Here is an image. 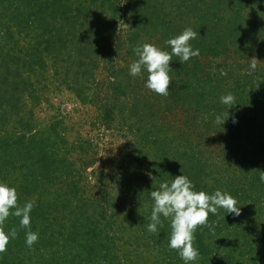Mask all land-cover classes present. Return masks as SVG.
<instances>
[{"label":"trees","instance_id":"1","mask_svg":"<svg viewBox=\"0 0 264 264\" xmlns=\"http://www.w3.org/2000/svg\"><path fill=\"white\" fill-rule=\"evenodd\" d=\"M188 27L200 55L173 57L167 97L129 75L134 47L171 52ZM227 93L238 104L220 126ZM261 171L264 0H0V181L36 202L39 233L28 248L10 216L18 236L0 264H184L170 221L146 227L148 191L182 174L241 207L197 230L198 264H264Z\"/></svg>","mask_w":264,"mask_h":264},{"label":"clouds","instance_id":"2","mask_svg":"<svg viewBox=\"0 0 264 264\" xmlns=\"http://www.w3.org/2000/svg\"><path fill=\"white\" fill-rule=\"evenodd\" d=\"M198 32L191 27L185 28L180 34L169 38L165 43L171 48L166 51L155 44L143 43L133 48L137 60L129 65V75L143 78L147 73L145 87L157 95L167 97L172 83L170 73L173 71L170 62L178 57L181 64L189 62L200 55L198 48H193L191 41L197 39ZM255 60L250 68L255 70ZM221 75L227 73L221 71ZM219 102L227 106V113L218 114L215 123L223 126L230 117L229 109L237 105L232 93L221 95ZM236 120L233 119V123ZM264 182V171L259 176ZM152 201L147 231L157 235L164 227V220L170 221L168 248L175 250L184 264H198L200 252L195 246L198 229L208 228L214 233L209 215H218L220 210L227 214L240 215L241 207L237 199L229 192L216 189L213 193L197 191L193 181L186 175L176 176L171 180H162L158 189L148 191ZM36 207L33 200L19 204L17 188L0 181V255H3L11 240L18 236L15 228L4 230L5 222L10 216L19 218L20 228L25 229V244L33 248L39 240V233L31 230L32 212ZM163 218V219H162Z\"/></svg>","mask_w":264,"mask_h":264},{"label":"rangeland","instance_id":"3","mask_svg":"<svg viewBox=\"0 0 264 264\" xmlns=\"http://www.w3.org/2000/svg\"><path fill=\"white\" fill-rule=\"evenodd\" d=\"M121 38L125 41H123L124 42V44L125 43H127L128 42V39H127V37L123 34V36H121ZM63 101H64V104H67L66 106H67V108H71V104H69V102H70V98H67V97H64L63 98ZM178 119L181 121L182 120V117H178ZM209 137V136H208ZM204 139H205V136H204ZM119 141H121L120 139H119ZM116 144H118V141H116L115 142ZM244 150H246V148L244 149ZM247 154V153H246ZM152 253H151V251L149 252V256L151 255ZM152 256H154V255H152ZM146 257H148L147 255H146ZM150 259H152V258H149V260ZM146 260H148V258H146ZM148 260V261H149ZM147 262V261H146Z\"/></svg>","mask_w":264,"mask_h":264}]
</instances>
